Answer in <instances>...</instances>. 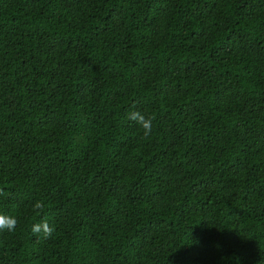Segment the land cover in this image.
<instances>
[{
  "label": "trees",
  "instance_id": "obj_1",
  "mask_svg": "<svg viewBox=\"0 0 264 264\" xmlns=\"http://www.w3.org/2000/svg\"><path fill=\"white\" fill-rule=\"evenodd\" d=\"M0 214V264H261L264 0H0Z\"/></svg>",
  "mask_w": 264,
  "mask_h": 264
},
{
  "label": "clouds",
  "instance_id": "obj_2",
  "mask_svg": "<svg viewBox=\"0 0 264 264\" xmlns=\"http://www.w3.org/2000/svg\"><path fill=\"white\" fill-rule=\"evenodd\" d=\"M126 118L128 120L134 121L142 130L143 134L141 139H148L152 135L153 131V117L146 115L145 113L132 110L127 113ZM45 209V204L43 201H37L33 206V212H43ZM19 224V219L16 215L13 214H0V232H15ZM56 229L51 225L47 218L42 221L35 222L31 225V232L40 236L43 239H49L53 237ZM261 264H264V261H261Z\"/></svg>",
  "mask_w": 264,
  "mask_h": 264
}]
</instances>
